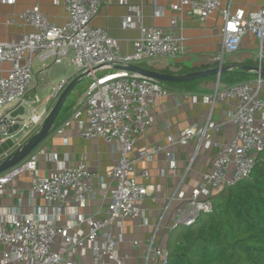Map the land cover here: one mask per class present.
I'll return each instance as SVG.
<instances>
[{"label": "built area", "instance_id": "1", "mask_svg": "<svg viewBox=\"0 0 264 264\" xmlns=\"http://www.w3.org/2000/svg\"><path fill=\"white\" fill-rule=\"evenodd\" d=\"M105 1L52 0L54 6L63 5L67 11V20L62 26L43 14L39 5L6 22L7 25L23 22L32 32L16 42H0V64L10 65L6 76L0 78V112L3 111L0 119L20 107H24L26 113L29 109L32 112L20 121L21 127L16 135L4 137L34 134L71 82L68 79L53 82L50 95L37 108L40 100L37 95H31L34 63L37 62L41 70H46L49 63L61 65L67 62L76 68L77 75L92 72L93 83L79 97L69 120L56 129L57 134H63L69 123H76L83 139L104 140L118 152L119 159L108 174L113 187L107 217L101 220L72 215L67 223L62 224L48 215L47 210L58 209V205L83 204L93 192L91 178L94 175L84 163L43 177L38 172L39 156L35 151L20 165L0 175L2 194L14 180L29 173L31 197L42 198L47 203L46 207L34 208V212L27 216L0 211V244L6 248L1 264H125L117 252L118 236L113 231L114 226L142 217L143 204L152 196L149 187L138 183L137 162L151 160L165 151L171 159V170H176V163L165 148L154 147L151 152L139 150L134 155L138 140L153 125L152 108L158 99L168 96V90L162 83L136 73L112 69L94 73L93 70L113 64L140 66L150 60L176 58L184 51V38L177 33V20L172 18L169 30L141 28L140 37L133 44V52L122 56L118 40L93 25ZM122 2L128 5V0ZM16 3L17 0H0V5ZM184 8H190L189 14L203 22L210 16L221 17L224 22L223 55L239 53L244 38L253 36L258 45L255 57L262 68L264 7L246 13L242 8L232 11L230 5H223L222 0H178L172 5L174 12H182ZM161 14L162 9H157L156 15ZM128 24L129 20H125L124 25ZM257 76L255 80L230 87L218 86L209 98L211 104L226 100L235 102L227 121L216 122L209 118L203 125H192L178 138H171L172 146H186L196 141L195 154H198L202 149L217 146L213 135L227 125H233L237 130L230 142L220 145V151L203 174L199 187L189 196L178 197L181 203L175 211L172 232L180 227H191L202 215L211 213L213 205L210 198L249 179L257 157L264 153V118L261 122L257 120L258 115L264 116V79L260 74ZM22 144L20 142L18 148ZM141 176L148 178V171ZM169 206L170 203L162 210L155 233L162 227ZM84 227L88 230L83 231ZM154 240L155 237L145 245L144 264H170L168 248L155 246ZM59 241L61 244L57 249ZM135 246H140V243L135 242ZM86 248L92 251L90 260L82 262L71 256L74 250Z\"/></svg>", "mask_w": 264, "mask_h": 264}, {"label": "crops", "instance_id": "2", "mask_svg": "<svg viewBox=\"0 0 264 264\" xmlns=\"http://www.w3.org/2000/svg\"><path fill=\"white\" fill-rule=\"evenodd\" d=\"M177 3L178 0H128V5H124L122 0H106L94 19L93 25L106 30L110 37L118 40L121 55L125 56L133 52V44L140 37L141 28L169 30L172 18H176L179 28L177 33L184 38L183 53L173 59L146 61L140 67L162 73L170 71L173 74H188L204 68H214V65L230 66L225 65V62L233 55H223L224 22L221 17L210 16L203 22L189 14L190 8H184L182 12H174L172 5ZM222 3L224 6L230 5L232 11L242 8L246 13L255 12L264 7V0H222ZM36 5H39L42 13L56 25L65 24L67 20L65 7L54 6L52 0H17L15 5L1 4L0 42H16L32 32V29L23 22L15 25H7L6 22L9 18L17 17L26 9ZM160 8L162 14L157 16V9ZM125 20H129L127 26L124 25ZM257 50L258 45L254 37L249 35L244 38L240 52L234 56L236 60L242 62L245 59L255 58ZM222 55L223 60H221ZM9 69V64H0V78L6 76ZM51 69L48 66L46 70H41L36 62L37 84L32 86L31 95H37L35 89L40 86L41 81H44V74H49ZM183 70L189 72L179 73ZM77 76L76 71L66 69L64 78L58 82L67 79L72 81ZM218 86L224 87L218 83V80L198 84L190 91L164 86L168 90V96L158 99L152 108L153 125L138 140L134 155L139 150L151 152L154 147L165 148L176 163V170H171V159L167 157L165 151L151 160L137 162L138 183L149 187L152 196L143 204L142 217L125 220L122 224L114 226L113 231L118 236L117 252L125 264H144L145 245L154 237L155 246L167 248L174 225L175 211L181 203L178 197L184 194L189 196L199 187L203 174L209 170L213 158L218 155L220 145L227 144L236 136V128L233 125H227L222 131L213 135V141L217 146L202 149L198 154H195L196 141L194 140L186 146L170 145L171 138H178L182 131L192 125H203L209 118L216 122L228 120L236 106L235 102L226 100L211 104L209 101ZM45 100L41 104H44ZM71 114L58 123L50 136L36 150L39 156L40 176H52L65 167H74L81 163H84L89 172L94 175L91 178L93 192L87 196L83 204L71 202L66 207L58 205V209L47 210L50 218L62 224L67 223L72 215L100 220L107 217L113 187L108 174L119 159L118 152L104 140L83 139L76 123H69L63 134H57L56 129L66 123ZM263 118L262 115L257 116L260 122ZM83 119L86 120V116ZM10 139L12 138L1 136L0 133V148ZM19 143L14 149L1 155L0 160L12 154ZM144 171H148V178L141 176ZM30 180L31 175L24 173L0 194V211L8 214L18 212L27 216L34 212V208L46 207L47 203L42 198L31 197ZM169 203L165 221L160 230L155 233L161 212ZM82 230L88 229L84 227ZM135 242H139L140 246H135ZM60 244L59 241L57 249L60 248ZM5 250L6 248L0 244V264ZM71 256L75 260L86 262L91 259L92 251L89 248L74 250Z\"/></svg>", "mask_w": 264, "mask_h": 264}, {"label": "trees", "instance_id": "3", "mask_svg": "<svg viewBox=\"0 0 264 264\" xmlns=\"http://www.w3.org/2000/svg\"><path fill=\"white\" fill-rule=\"evenodd\" d=\"M234 55L227 59L225 65L259 66L256 57L240 62ZM262 68L264 69V61ZM206 69L209 68L200 70ZM188 72L183 70L179 73ZM163 73L173 74L170 71ZM257 77L255 74L235 70L222 74L219 83L221 86L230 87ZM217 80L218 77L213 75L187 83L162 85L190 91L198 84ZM92 83V78L86 79L71 93L55 123L56 126L71 114L79 97ZM210 200L213 205L211 213L202 215L195 225L183 228L180 233H176L177 230L172 232L167 244L170 264H264V153L257 157L249 179L225 188Z\"/></svg>", "mask_w": 264, "mask_h": 264}, {"label": "water", "instance_id": "4", "mask_svg": "<svg viewBox=\"0 0 264 264\" xmlns=\"http://www.w3.org/2000/svg\"><path fill=\"white\" fill-rule=\"evenodd\" d=\"M119 70V71H126L130 73H136L143 77L151 78L159 83H187L194 80L202 79L208 76H217L218 83L220 80V76L222 74L232 72V71H240L243 73H250L255 75H261L264 77V69L260 66L258 67H249L245 65H230L224 66L222 64L218 65L214 68H209L206 70H201L193 73L188 74H165L158 71L147 70L140 66L135 65H120V64H113L109 67L100 66L93 70L94 73H97L101 70ZM93 73L88 71L83 74L78 75L74 78L69 85L66 87L64 92L61 94L59 99L57 100L56 104L54 105L51 113L49 114L48 118L45 122L39 127V129L32 134L29 139L23 141V144L17 148L12 154H10L5 159L0 160V175L5 174L6 172L10 171L11 169L15 168L16 166L20 165L24 162L32 153H34L43 143L44 141L50 136V134L55 129V123L63 109V106L67 100V98L71 95V93L82 83V81L92 78ZM26 111L24 107H20L17 110L6 113L4 117L0 119V133L1 136H14L20 130V121L26 119ZM15 121V124L13 122Z\"/></svg>", "mask_w": 264, "mask_h": 264}, {"label": "rangeland", "instance_id": "5", "mask_svg": "<svg viewBox=\"0 0 264 264\" xmlns=\"http://www.w3.org/2000/svg\"><path fill=\"white\" fill-rule=\"evenodd\" d=\"M65 65H68L65 67ZM34 81H33V86H36L37 84V78H36V62L34 63ZM49 66L52 68L50 73H45L44 74V81H41L42 83L38 88L35 89V92L40 100V103L37 104V108H40L42 106V102L50 95L51 93V83L53 82H58L65 76L66 69H69L73 72L76 71V68L71 66L69 63L65 62L64 64L61 65H54L52 63H49ZM32 110L29 109L26 117L28 118L31 114ZM3 113V111L0 112V116ZM31 133L27 134V136H17L15 138L10 139L7 144H5L2 148H0V156L3 155L5 152L14 149L15 145L19 142H25L26 139H29L31 137ZM183 231V227H180L176 233H180ZM175 233V232H174Z\"/></svg>", "mask_w": 264, "mask_h": 264}]
</instances>
